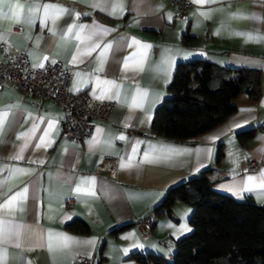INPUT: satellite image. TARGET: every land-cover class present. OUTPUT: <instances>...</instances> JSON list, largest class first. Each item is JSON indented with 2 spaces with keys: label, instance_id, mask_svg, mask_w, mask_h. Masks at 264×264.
<instances>
[{
  "label": "crops",
  "instance_id": "obj_1",
  "mask_svg": "<svg viewBox=\"0 0 264 264\" xmlns=\"http://www.w3.org/2000/svg\"><path fill=\"white\" fill-rule=\"evenodd\" d=\"M17 3L20 22L7 15ZM34 4L68 11L50 13L45 21L42 9L29 15ZM14 25L22 27L20 33L12 31ZM259 37H264V0L193 2L179 16L167 0H4L0 40L26 50L36 66L56 60L75 66L73 92L115 105L80 142L62 135L59 104L12 86L0 88V205L18 197L11 214L0 210V236L7 240L0 243V264H83L86 258L90 264H141L131 254L145 250L171 260L176 241L193 230L192 207L177 199L169 212L151 210L169 187L210 166L215 190L264 203V189L243 190L249 176L256 184L264 180V40ZM195 58L232 70H260V98L237 94L233 113L189 140L150 135L178 63ZM254 126L261 129L241 144L237 131ZM41 137L45 143L37 148ZM220 147L224 155L216 164ZM110 158H118L115 169L98 174L97 166ZM252 159L260 168L247 169ZM149 213L155 223L152 236L144 238L135 223ZM75 218L85 220L89 231L69 229ZM63 237L69 238L67 247L57 250Z\"/></svg>",
  "mask_w": 264,
  "mask_h": 264
},
{
  "label": "trees",
  "instance_id": "obj_2",
  "mask_svg": "<svg viewBox=\"0 0 264 264\" xmlns=\"http://www.w3.org/2000/svg\"><path fill=\"white\" fill-rule=\"evenodd\" d=\"M239 93L254 100L260 98V70H232L200 58L180 61L167 95L154 113L150 135L189 140L233 113L231 100ZM260 129L249 127L236 135L246 145ZM223 155L220 147L216 164ZM214 170V166L207 167L169 187L151 210L156 214L169 212L177 199L192 207L193 230L176 241L173 258L153 250L133 252L132 258L141 264H264V203L259 204L250 196L236 199L215 190L211 179ZM66 226L79 232L89 231V224L81 218Z\"/></svg>",
  "mask_w": 264,
  "mask_h": 264
},
{
  "label": "built area",
  "instance_id": "obj_3",
  "mask_svg": "<svg viewBox=\"0 0 264 264\" xmlns=\"http://www.w3.org/2000/svg\"><path fill=\"white\" fill-rule=\"evenodd\" d=\"M168 4L175 7V15L179 16L188 7L193 5V0H167ZM22 27L14 25L12 31L20 33ZM88 70L86 65L80 66ZM75 66L64 64L60 60L36 66L28 57L26 50L19 49L12 44L0 40V88L12 86L19 89L25 96L48 98L59 104L64 111L61 119L62 135L74 141H84L90 137L97 120H106L115 105L113 100H101L90 96L86 92H73L70 89ZM118 163V158L104 160L96 168V172H112ZM261 163L249 160L247 169L256 170ZM74 198L69 199L72 204ZM155 216L147 214L136 220V227L142 237L152 236ZM91 258L83 260V264H90Z\"/></svg>",
  "mask_w": 264,
  "mask_h": 264
},
{
  "label": "snow or ice",
  "instance_id": "obj_4",
  "mask_svg": "<svg viewBox=\"0 0 264 264\" xmlns=\"http://www.w3.org/2000/svg\"><path fill=\"white\" fill-rule=\"evenodd\" d=\"M4 0H0V4H3ZM194 3L197 4H204V3H212L214 2V0H193ZM43 11V15H44V20L46 21L47 19H49L50 17V13L54 14V15H62L65 12H67V9L64 8H59L55 5H51V4H43V5H38V4H34L32 5L29 9V15L30 16H34L35 14L39 13L40 11ZM21 5L19 3H17L14 6H10V10L7 13V15H10L12 17V19H14L16 22H20V18H21ZM202 15H209L208 13H201ZM71 30V29H70ZM257 39H261L264 40V37H259ZM75 58V57H74ZM43 65H41L42 67ZM136 103V102H134ZM3 127V120L0 119V130H2ZM49 127H51V125H49ZM45 135H47V133H45ZM121 139H123V137H121ZM44 139L43 137L40 138V143L36 145L37 148H39L42 144H44ZM145 160H148V157H145ZM256 177L253 176H249L248 177V186L245 187L243 190L244 191H253L255 188H262L264 189V180H261L260 183L256 184ZM27 189L24 190V192L19 193V197L22 198L24 196V194L26 193ZM77 191H80V189L78 188ZM18 199L17 196H12L5 204L0 205V210H7L9 214H11L12 211H14L15 209L13 208V202L16 201ZM63 240L62 244L57 245V250H63L64 248L67 247V243L69 238L68 237H63L61 238ZM0 243H7V240L4 239L2 236H0ZM85 243H91V241H87ZM49 251H53V244H52V236H49V245H48Z\"/></svg>",
  "mask_w": 264,
  "mask_h": 264
}]
</instances>
